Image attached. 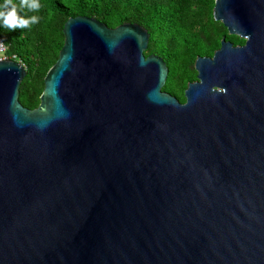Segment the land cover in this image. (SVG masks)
<instances>
[{
  "label": "water",
  "instance_id": "obj_1",
  "mask_svg": "<svg viewBox=\"0 0 264 264\" xmlns=\"http://www.w3.org/2000/svg\"><path fill=\"white\" fill-rule=\"evenodd\" d=\"M211 15L182 103L134 23L67 18L32 110L0 61V264H264V0Z\"/></svg>",
  "mask_w": 264,
  "mask_h": 264
},
{
  "label": "trees",
  "instance_id": "obj_2",
  "mask_svg": "<svg viewBox=\"0 0 264 264\" xmlns=\"http://www.w3.org/2000/svg\"><path fill=\"white\" fill-rule=\"evenodd\" d=\"M214 0H38L39 8L21 7L12 0L17 15L23 19L38 17V22L15 30L5 27L0 19V39L6 53L25 69L18 88L19 103L29 109L39 104L41 79L56 61L63 43L60 28L70 17L110 19L121 24L134 23L148 33L143 55L160 57L167 76L162 91L184 101L183 91L195 78L196 57H208L218 49L222 36L233 45L243 40L227 34L211 15ZM0 0V11H5ZM10 10V9H9Z\"/></svg>",
  "mask_w": 264,
  "mask_h": 264
},
{
  "label": "clouds",
  "instance_id": "obj_3",
  "mask_svg": "<svg viewBox=\"0 0 264 264\" xmlns=\"http://www.w3.org/2000/svg\"><path fill=\"white\" fill-rule=\"evenodd\" d=\"M27 6L30 9H38V0H21V7ZM5 11H0V19L3 20L5 27L15 30L16 28H25L30 24L38 22V17H31L30 19H23L17 15V7L12 0H5ZM10 9V10H9Z\"/></svg>",
  "mask_w": 264,
  "mask_h": 264
},
{
  "label": "built area",
  "instance_id": "obj_4",
  "mask_svg": "<svg viewBox=\"0 0 264 264\" xmlns=\"http://www.w3.org/2000/svg\"><path fill=\"white\" fill-rule=\"evenodd\" d=\"M14 58H15L14 55H8L6 53V46L0 39V61L2 60H12L13 61Z\"/></svg>",
  "mask_w": 264,
  "mask_h": 264
},
{
  "label": "rangeland",
  "instance_id": "obj_5",
  "mask_svg": "<svg viewBox=\"0 0 264 264\" xmlns=\"http://www.w3.org/2000/svg\"><path fill=\"white\" fill-rule=\"evenodd\" d=\"M229 35V34H228ZM230 36H233V35H230ZM224 39H225V37L224 36H222ZM221 37V38H222ZM220 38V39H221ZM239 38V37H238ZM240 39V38H239ZM226 40V39H225ZM242 40V39H241ZM226 41H229V40H226ZM230 42V41H229ZM243 44V43H242ZM242 44H236V45H242ZM235 46V45H234ZM217 50V49H216ZM207 57V56H206ZM208 57H211V56H208ZM195 76H196V73H195ZM193 81H195V78L193 79ZM184 102V101H183Z\"/></svg>",
  "mask_w": 264,
  "mask_h": 264
}]
</instances>
